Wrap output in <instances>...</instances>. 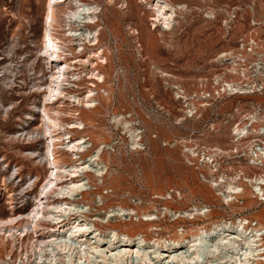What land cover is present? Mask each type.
<instances>
[{
	"label": "rangeland",
	"instance_id": "374dc122",
	"mask_svg": "<svg viewBox=\"0 0 264 264\" xmlns=\"http://www.w3.org/2000/svg\"><path fill=\"white\" fill-rule=\"evenodd\" d=\"M167 1L182 7L177 10L176 22L169 31L154 24L155 15L149 9V0H84L99 8L98 23L86 28L100 30L98 43L80 47L77 41L69 43L67 28L60 27L62 21L55 28L62 57L70 68L66 94L60 98L62 101L48 105V112L67 114V118H63L66 128L74 117L88 120L89 112L77 106L75 96L83 98L90 88L101 96L97 113L91 114L95 122L83 133L89 145L83 160H89L95 149L103 147V159L99 162L107 165L108 175L103 179L95 177L88 185L90 194L85 196L86 203L91 202L87 207L88 220L90 224H97L96 218H104L118 206L133 208L137 211L132 217L133 227L112 224L120 231L131 229L128 232H133L137 226L136 234L142 233L149 241L178 239L177 234L181 233H187L190 238L197 228L208 229L213 223L235 222L240 218L248 219L247 226L256 228L257 222L264 224V200L260 201L261 197L251 193L254 184L249 180L259 179L263 171L260 163L256 164L258 161L252 163L258 168L250 166V156L245 151L249 143L236 144L232 126L226 125L222 117L213 119L207 114L198 122L179 124L182 111L173 93L166 88L165 77L171 76L192 89L199 79L218 73L219 55L233 49L249 32L254 20L264 26V0ZM47 4L48 0H0V219L27 213L48 175L37 157L45 147L40 115L53 73L40 56ZM234 9L239 11V19L228 35L225 20L228 12ZM100 51H104L106 63L98 59ZM92 71L104 73L108 81L99 83L91 77ZM105 91H111L106 102L102 96ZM261 102L264 98L260 96L232 98L222 112L235 114L238 107ZM123 122H130L128 126L139 129L141 135L144 131L142 137L147 148L138 151L132 148L130 132ZM213 125L219 128L218 132L211 131ZM77 136L73 134L72 138ZM184 138L219 146L220 150L232 153L233 160L228 158L224 164L225 169L229 163L233 165L227 176L224 173L225 179L243 189L242 196H238L240 203L249 200L258 203L244 209L225 204L209 187L210 180L204 181L200 172L188 164L180 145L166 146ZM257 141L253 140L250 148ZM236 147L242 149L241 155L235 154ZM59 148L61 156L64 153L62 144ZM252 154L254 159L260 160L258 153ZM68 163L74 165L76 160ZM30 181H36L31 188ZM203 207L212 213L194 221L179 218L184 212ZM149 213L155 214L157 219L144 226L141 221ZM139 222L141 224L137 225ZM22 225L24 222L17 226ZM97 225L102 235H109L113 226L107 227L101 222ZM48 227L50 225L45 226ZM30 240L25 241L24 253L27 248L31 251ZM7 248L0 242L1 264H19L20 251ZM33 259L32 255L30 261Z\"/></svg>",
	"mask_w": 264,
	"mask_h": 264
},
{
	"label": "bare ground",
	"instance_id": "6f19581e",
	"mask_svg": "<svg viewBox=\"0 0 264 264\" xmlns=\"http://www.w3.org/2000/svg\"><path fill=\"white\" fill-rule=\"evenodd\" d=\"M149 1V9L155 15L154 24L165 31L171 30L176 22L177 10L182 9V7L178 8L167 0ZM98 12V6L87 4L84 0H48L42 39L43 48L40 49V56L53 73L47 88L48 94L45 96L47 98L45 101L43 100L45 97L42 98L45 104L43 103L44 109L40 115L45 147L37 155L39 163L48 170V175L38 189V194L34 197L31 209L27 213L12 214L0 219V242L8 246L11 251H20L19 264H263L261 262L264 261V243H262L264 242V224L257 222L256 228H252L247 226L249 220L245 218H240L235 222H216L208 229L207 227L197 228L195 234L190 235V238H187V233H176L179 235L178 239L150 241L142 233L136 234L135 227L137 226L134 227V233L128 232L131 229L120 231L115 226L117 224L126 228L134 226L132 217L137 214V211L133 208H126L122 204V206L109 211L104 218L94 220V222H101L107 227L113 225L109 229V235H102L99 232L98 223L90 224L87 207L91 202L86 203L87 198L85 197L90 194L88 185L94 181L95 177L103 179L108 175L107 165L99 162L103 159L101 154L103 147L100 146L95 149V153L91 155L89 160H83L89 148L88 139L83 133L88 130L89 125L95 122L91 114L97 113L95 110L100 103H98L100 95L90 88L83 98L75 96L76 100L74 99V101L77 106L81 107V110L89 112L88 120L74 117L66 128V124H63V118H67V114L61 115L60 112L57 115H52L49 113L50 111L48 112L47 106L58 102L66 94L68 69L70 68L66 59L62 57V48L58 42L60 38L55 35L56 26L62 21L63 25L60 27L67 28V35L69 34L71 38L69 43L77 41L80 43V47L87 43H98L100 30H86L89 25L96 26L99 21ZM60 13L62 14L60 15ZM102 52L104 51L98 53V59L101 63H106L107 58ZM165 76H169V74ZM91 77L103 84L107 80V76L100 71H92ZM110 92L105 91V95H102L105 102L109 101ZM115 120L118 118L116 117ZM124 124L130 132L132 148L137 151L141 150L142 144L139 141L143 137L140 130L130 128L128 126L130 122ZM73 134L78 136L73 139ZM260 142L264 141L260 140ZM60 144L64 150L61 155L63 157L59 155ZM72 160H76V164L68 163ZM253 161H260V169L263 172L259 179L249 180L254 184L251 193L261 197L260 201H262L264 200V150L262 148L260 160L258 158ZM115 178L113 177L114 181ZM35 184L36 181H30L29 187L31 188ZM208 184L228 206L234 205L236 208L244 209L256 203L254 200H249L248 203H240L241 199L238 196H242L243 189L235 182L226 180L224 174L220 179L208 181ZM261 205L262 203H260ZM210 211L207 207H203L191 212H184L183 216L180 215L179 218H190L194 221L197 218L206 217ZM156 219L155 214L149 213L144 215L141 222H144V226L146 223L147 226ZM20 222H24L22 227L17 226ZM48 225L50 227L45 228ZM91 230L93 232L90 233ZM26 240H30L31 251L27 248L24 253ZM32 255L34 259L30 261ZM1 262L0 259V264Z\"/></svg>",
	"mask_w": 264,
	"mask_h": 264
},
{
	"label": "built area",
	"instance_id": "2783aa9c",
	"mask_svg": "<svg viewBox=\"0 0 264 264\" xmlns=\"http://www.w3.org/2000/svg\"><path fill=\"white\" fill-rule=\"evenodd\" d=\"M239 19V11L234 9L228 12L225 20V28L228 35L231 34L233 26ZM263 23L254 20L249 32L242 36L237 45L222 54L217 59L218 73L199 79L192 89L184 84L174 81L172 77H165V86L170 90L178 102L182 118L179 124L184 122H198L205 115L210 114L213 119L222 117L226 125L232 126V135L237 144L249 143L246 155L250 156V166L254 162V154H261L264 150V102L254 104L250 107H238L235 114L222 112L228 100L260 96L264 98V35L262 34ZM215 121V120H213ZM218 132L219 128H210ZM197 133V131H196ZM144 135V131H142ZM144 137L140 139L142 148H147ZM259 140L250 148L253 140ZM180 145L188 164L196 168L204 181L217 180L229 173L233 168L229 163L225 169L227 159H232V153L217 146H210L196 140L184 138L182 141L167 143L166 146L176 147ZM250 149V150H249ZM235 154L241 155L242 149L237 147ZM258 161L256 164H259ZM228 172H224V171Z\"/></svg>",
	"mask_w": 264,
	"mask_h": 264
}]
</instances>
